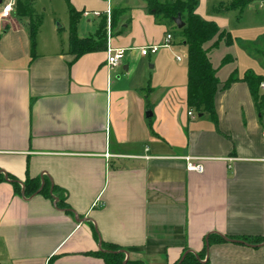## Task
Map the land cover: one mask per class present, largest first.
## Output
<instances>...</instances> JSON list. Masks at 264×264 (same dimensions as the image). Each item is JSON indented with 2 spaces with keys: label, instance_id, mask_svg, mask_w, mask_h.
Here are the masks:
<instances>
[{
  "label": "crops",
  "instance_id": "0c3cea01",
  "mask_svg": "<svg viewBox=\"0 0 264 264\" xmlns=\"http://www.w3.org/2000/svg\"><path fill=\"white\" fill-rule=\"evenodd\" d=\"M233 1L198 0L195 11L231 38L205 45L219 79L213 116L188 105L180 36L141 54L175 32L146 0H17L0 19V264H105L102 242L142 264H177L211 234L225 240L207 245L210 264H264V241L237 239H264V115L245 79L264 95V5ZM70 7L80 37L106 18L107 49H126L120 65L108 67L107 49L70 51ZM188 156L204 171L188 170ZM32 179L40 188L27 193Z\"/></svg>",
  "mask_w": 264,
  "mask_h": 264
},
{
  "label": "trees",
  "instance_id": "16d2710c",
  "mask_svg": "<svg viewBox=\"0 0 264 264\" xmlns=\"http://www.w3.org/2000/svg\"><path fill=\"white\" fill-rule=\"evenodd\" d=\"M254 1L256 0H234L229 7L243 9L246 5ZM146 3L153 14L162 16L174 24V35L180 36L183 43L187 46L189 107L196 110L199 114L208 113L213 116L215 114V95L218 91L219 79L216 75L217 71L210 61L208 55L209 50L208 48H205V45L215 38H217V40L220 39L228 42L231 39L229 32L222 31L215 22L207 21L196 14L195 11L198 5V0H146ZM17 6L19 8V2H17ZM25 6L27 9H24V15L28 16L30 19L29 25L31 28V38L33 45H35L41 19L34 16L30 3L25 4ZM119 13V9L112 12L111 24L113 27L117 25ZM177 16H181L185 23L184 27L181 29H179L174 22V18ZM70 17V51L76 57L89 52L107 49V21L105 17L102 18L95 34L87 37H80L77 33L81 14L74 8L70 7ZM226 61L227 58L224 62ZM245 79L250 81L252 93L258 103L260 113L261 115H264V95H260L257 92L253 78L246 77ZM234 80L235 78H232L230 82ZM12 183L17 190L20 189L16 180H13ZM30 184L33 185V192H36L40 188L39 181L36 182L33 179L27 180L24 184L27 193L30 191L29 188L31 189ZM213 237H216L219 241L225 240L222 236L211 234L206 241V248L202 252H186L177 264H210L209 260L206 259L207 245L213 242ZM237 239H240L242 243L253 245H259L264 241L263 238L251 237H240ZM94 255L103 258L105 264H142L139 261L128 259L126 251L121 246L111 243L102 242L101 248L99 251L95 252Z\"/></svg>",
  "mask_w": 264,
  "mask_h": 264
},
{
  "label": "built area",
  "instance_id": "2783aa9c",
  "mask_svg": "<svg viewBox=\"0 0 264 264\" xmlns=\"http://www.w3.org/2000/svg\"><path fill=\"white\" fill-rule=\"evenodd\" d=\"M17 0H8L3 3L1 11H0V19L10 18L12 13L16 9ZM261 5H264L261 3ZM86 16H94L100 17L102 15L99 11H92V12H84ZM109 16V13H108ZM175 35L173 32L168 31L165 35L164 42L162 44H155L149 46H143L140 48L141 54L144 56H148L150 54H156L161 48H170L174 41ZM108 56H107V65L108 67H115L120 65L122 59L125 57L126 49L125 48H111L108 47ZM178 59L181 60V57L178 56ZM261 87L264 89V82L261 83ZM189 115L193 116L194 113L192 110L189 111ZM186 167L188 170L196 171V172H203L204 166L201 162L200 158H195L188 156L185 158Z\"/></svg>",
  "mask_w": 264,
  "mask_h": 264
},
{
  "label": "water",
  "instance_id": "95a60500",
  "mask_svg": "<svg viewBox=\"0 0 264 264\" xmlns=\"http://www.w3.org/2000/svg\"><path fill=\"white\" fill-rule=\"evenodd\" d=\"M174 22L176 24V26L181 29L184 27L185 23L184 21L182 20L181 16H177L176 18H174Z\"/></svg>",
  "mask_w": 264,
  "mask_h": 264
},
{
  "label": "rangeland",
  "instance_id": "374dc122",
  "mask_svg": "<svg viewBox=\"0 0 264 264\" xmlns=\"http://www.w3.org/2000/svg\"><path fill=\"white\" fill-rule=\"evenodd\" d=\"M257 2H259L260 4L263 3L264 4V0H257ZM262 11L264 12V6L262 7ZM60 24V23H58ZM61 25V24H60ZM62 35H65V31L63 30V28L60 29ZM95 34V33H94Z\"/></svg>",
  "mask_w": 264,
  "mask_h": 264
}]
</instances>
